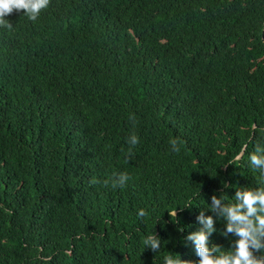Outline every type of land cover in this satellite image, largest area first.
<instances>
[{"label":"trees","instance_id":"16d2710c","mask_svg":"<svg viewBox=\"0 0 264 264\" xmlns=\"http://www.w3.org/2000/svg\"><path fill=\"white\" fill-rule=\"evenodd\" d=\"M6 19L0 264L195 261L185 236L210 197L261 183L264 0H49Z\"/></svg>","mask_w":264,"mask_h":264},{"label":"clouds","instance_id":"9594fccd","mask_svg":"<svg viewBox=\"0 0 264 264\" xmlns=\"http://www.w3.org/2000/svg\"><path fill=\"white\" fill-rule=\"evenodd\" d=\"M48 4L49 0H0V27H11L5 21L13 10H23V15L34 21ZM126 143L130 147L135 146L138 137L131 134ZM177 143L175 139L170 141L173 152L178 151ZM248 162L252 168L258 170L261 183L256 187H236L230 198L223 193L219 196L212 195L210 203L205 205L212 214L198 212L196 222L200 227L185 236V240L191 242L197 259L182 261L177 255L169 254L163 257V264H264V146L257 145L249 153ZM128 180L129 176L124 172L110 178L113 187H123ZM136 215L143 217L144 209H139ZM221 218L224 227L220 234L236 238L227 250L219 245L209 244L210 235L217 231L214 223ZM143 242L144 247L147 246L155 252L162 246L160 238L153 232L146 234ZM257 252L261 254L257 255Z\"/></svg>","mask_w":264,"mask_h":264}]
</instances>
